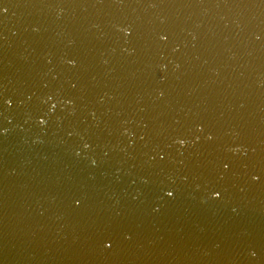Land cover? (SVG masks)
I'll use <instances>...</instances> for the list:
<instances>
[{"label":"water","instance_id":"obj_1","mask_svg":"<svg viewBox=\"0 0 264 264\" xmlns=\"http://www.w3.org/2000/svg\"><path fill=\"white\" fill-rule=\"evenodd\" d=\"M0 6V264H264V0Z\"/></svg>","mask_w":264,"mask_h":264},{"label":"snow or ice","instance_id":"obj_2","mask_svg":"<svg viewBox=\"0 0 264 264\" xmlns=\"http://www.w3.org/2000/svg\"><path fill=\"white\" fill-rule=\"evenodd\" d=\"M0 5H2V0H0ZM5 11H6V8L0 6V13H3V12H5ZM161 39H164V37L162 36ZM2 103L5 104V105H7V104L10 103V101L7 100V99H4V100L2 101ZM53 107H54V106H53ZM50 110H51V109H50ZM39 123H40V124H43V123H44V120L41 119V120L39 121ZM208 138L211 139L210 136H209ZM179 142H180V143H183V140H181V141H179ZM225 167H227V165H225ZM253 179H256V177H253ZM165 195H166L167 197H172V196L174 195V193H173L172 191H167V192L165 193ZM213 195H214L215 197H219V193H213ZM101 243L103 244V247H104V248H108V247H110V244H109L107 241H101Z\"/></svg>","mask_w":264,"mask_h":264}]
</instances>
